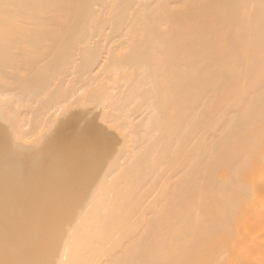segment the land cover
Returning a JSON list of instances; mask_svg holds the SVG:
<instances>
[{"label": "bare ground", "instance_id": "obj_1", "mask_svg": "<svg viewBox=\"0 0 264 264\" xmlns=\"http://www.w3.org/2000/svg\"><path fill=\"white\" fill-rule=\"evenodd\" d=\"M1 175L0 264H264V0H0Z\"/></svg>", "mask_w": 264, "mask_h": 264}, {"label": "rangeland", "instance_id": "obj_2", "mask_svg": "<svg viewBox=\"0 0 264 264\" xmlns=\"http://www.w3.org/2000/svg\"><path fill=\"white\" fill-rule=\"evenodd\" d=\"M84 126H85V125H84ZM84 126H83V127H84ZM86 128L88 129L87 126H86ZM86 128L84 127V129H83L82 126H81L80 129H81V130L83 129V130L80 131V129H79L80 133H81V132L83 133V131L85 132V129H86ZM45 129H46L47 131H46ZM45 129H44V131L49 132L50 135H51V133H52V139H51L52 142H49V143H48L49 145H48V147H47L49 150L46 148V150H47L48 152H50V151H51V152H50V154H49V153H47V151H46V154H44V153H45V149H44L43 158H41V157H40V158H36L35 160L33 159V160H31V161L28 162V165H29V166H31L32 168L34 167V168L37 169V170L34 169L36 172H38V170H40V166H43V165H44V164H43V165H40V166H39L40 162H42V161L38 162L39 159L41 160V159H44V158L47 157V158L45 159V166H48L49 163L52 165V163L55 164V162H57V161L53 162L57 157L54 159V156H53V157L51 156L53 152L57 151V150L52 151L53 148L55 149V147H56V149H57V147H59V148H58V151L55 152V153H53V155H55V156H56L57 154H58V155H57L58 157L61 156L60 158H57V159L60 160V159L62 158V156L65 155V153H62V149H60V146H57L58 143H57L56 139L53 137V136L55 135V132H56V131H55L54 129H52V130H54V132H51L52 130H51L50 128H45ZM48 129H50V130L48 131ZM87 129H86V130H87ZM44 131H42V132H44ZM57 131H58V129H57ZM59 131H60V130H59ZM87 131H88V130H87ZM87 131H86V132H87ZM60 132H61V131H60ZM49 133H48V134H49ZM53 133H54V134H53ZM57 133H58V132H57ZM87 133H88V132H87ZM46 134H47V133H44V134H42V135L45 136ZM48 134H47V135H48ZM85 134H86V133H85ZM85 134H82V135H85ZM47 135H46V136H47ZM80 135H81V134H78L79 137L82 136V135H81V136H80ZM78 136H77V137H78ZM54 139H55V140H54ZM54 141H55L56 143H55ZM50 144H51V145H50ZM55 144H56V145H55ZM52 145H53V146H52ZM54 146H55V147H54ZM49 147H51L52 149H50ZM58 152H59V153H58ZM47 154H48V155H47ZM46 155H47V156H46ZM59 155H60V156H59ZM48 156H51V158L48 157ZM49 158H50L51 160H53V161H50ZM47 159H49V160H47ZM57 159H56V160H57ZM36 161H37V162H36ZM43 161H44V160H43ZM47 161H48V163H47ZM46 163H47L48 165H47ZM30 164H31V165H30ZM41 164H42V163H41ZM45 166H44V167H45ZM103 168H104V167H103ZM101 169H102V168H100L99 170H101ZM102 170H103V169H102ZM35 171H33L34 173L31 172L32 177H33V174H34V176H35V174H36ZM99 172L101 173V172H103V171H99ZM31 174H30V173L28 174V175H29V178H27V176H26V178H27L29 181H28L27 179H25V180H27V183L30 182V183H29L30 185H31V183H33V182H31L32 179L30 180V175H31ZM38 174H39V172H38ZM5 176H6V175H1V176H0V177H3V179L1 178L0 181H3L2 183H3L4 187H7V188H8V187L11 186V187L13 188V189H12V188H10V189H9V188H8V189L6 188V191H8V192H6V193H7L8 195H10V197H11V196L13 197L12 200H16V199L18 200V199H19V200H18V201H19V204H23L22 206H21V205H19V206L17 205L16 207H25V204H26V207H30L29 210H33L34 208L31 207L32 205H30L31 202H34V201H32L33 198H32V199L30 198L31 202H29V201H30V200H28V199H29V196H28V195H25V193H27V191H30V190H27L26 188H24L26 191L23 193L24 189H22V187H21L20 190H21L22 194H20V192H19V191L17 190V188L15 187V186H16V184L14 183L15 180L13 181V183H14V184H13L12 181H11L10 176H9V177H7V176L5 177ZM12 176H13V175H12ZM13 177H14V176H13ZM32 177H31V178H32ZM37 177H38V176H37ZM37 177H36V178H37ZM8 178H9V179H8ZM15 178H16V177H15ZM15 178H14V179H15ZM34 178H35V177H33V180H34L35 182L38 181L36 178H35V179H34ZM4 179H5V180H4ZM33 180H32V181H33ZM10 181H11V182H10ZM94 182H95V180H94ZM4 183H5V184H4ZM9 183H11V185H10ZM8 184H9V186H7ZM93 184H95V183H93L92 181L89 183L90 187L88 188V189H89L88 191H90L91 188H94ZM12 185H13V186H12ZM27 185H28V184H27ZM91 185H92L93 187H91ZM19 188H20V187H18V189H19ZM14 189H15V191H14ZM9 190H10V194H9ZM22 190H23V191H22ZM88 191H87V189H86V193H87V194H89ZM11 192H12V193H11ZM12 194H13V195H12ZM87 194H85L84 197H83V199L85 198V201H86V199L88 198V197H86ZM14 195H15V197H14ZM24 200H25V202H24ZM26 200L28 201V203H26V202H27ZM20 201H21V202H20ZM85 201L83 200V203H84ZM23 202H24V203H23ZM12 203H13V202H12ZM81 203H82V201H81ZM83 203L81 204V206H83ZM78 208H79V207H78ZM80 208H82V207H80ZM77 211H79V210L77 209ZM77 211H76V212H77ZM77 213H78V212H77ZM75 216H76V213H75ZM27 218H28V217H27ZM30 218H32V217H30V215H29V219H28V221H27V225L30 224V228L32 227L33 229H32V228L30 229L29 226H27V230H28V231H29V230H33V232H34L35 229H36V230H39V229H40V225H39V223H38V225H34V220L31 221L32 219L30 220ZM72 218H75L74 215H73V217H71L70 219H72ZM73 220H74V219H72V222H73ZM72 222H71V223H72ZM71 223H69V221H68V223L64 222L63 230H64L65 232H66V230H68V228H69V227H67V226H69ZM65 224H66V225H65ZM34 227H36V228L34 229ZM41 227H42V226H41ZM36 230H35V231H36ZM63 230H62V231H63ZM64 231L62 232V234L65 233ZM29 232H32V231H29ZM63 236H64V235H63ZM63 236H62V237H63ZM62 237H61V239H62ZM61 239H60V240H61ZM61 242H62V241H61ZM61 242H58V244H57L56 246L59 247V246L61 245ZM59 243H60V245H59ZM58 247H55L56 250H57ZM58 250H59V248H58ZM58 250H57V251H58ZM55 254H56V253H55ZM57 255H58V253H57ZM57 255H56V256L54 255V256H55V258H53V259H54V262L52 261L54 264H55V262H56L55 259H56ZM53 259H52V260H53ZM52 262H51V263H52ZM53 263H52V264H53Z\"/></svg>", "mask_w": 264, "mask_h": 264}]
</instances>
